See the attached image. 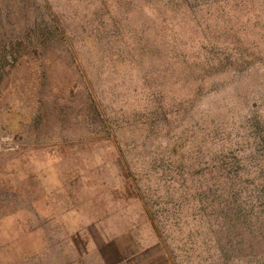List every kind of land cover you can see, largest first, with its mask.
Segmentation results:
<instances>
[{"label": "rangeland", "instance_id": "374dc122", "mask_svg": "<svg viewBox=\"0 0 264 264\" xmlns=\"http://www.w3.org/2000/svg\"><path fill=\"white\" fill-rule=\"evenodd\" d=\"M264 264V0H0V264Z\"/></svg>", "mask_w": 264, "mask_h": 264}, {"label": "crops", "instance_id": "0c3cea01", "mask_svg": "<svg viewBox=\"0 0 264 264\" xmlns=\"http://www.w3.org/2000/svg\"><path fill=\"white\" fill-rule=\"evenodd\" d=\"M113 264H169L160 249L146 250L144 253L133 254L122 258Z\"/></svg>", "mask_w": 264, "mask_h": 264}]
</instances>
